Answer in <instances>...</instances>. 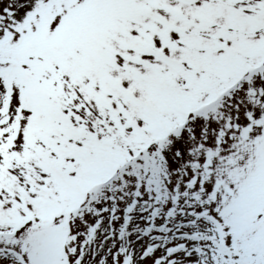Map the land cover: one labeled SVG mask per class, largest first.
Segmentation results:
<instances>
[{
  "label": "snow or ice",
  "instance_id": "1",
  "mask_svg": "<svg viewBox=\"0 0 264 264\" xmlns=\"http://www.w3.org/2000/svg\"><path fill=\"white\" fill-rule=\"evenodd\" d=\"M0 264H264V0H0Z\"/></svg>",
  "mask_w": 264,
  "mask_h": 264
}]
</instances>
